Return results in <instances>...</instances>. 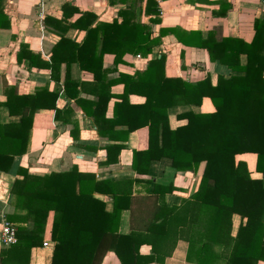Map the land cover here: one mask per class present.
<instances>
[{
  "label": "trees",
  "instance_id": "trees-1",
  "mask_svg": "<svg viewBox=\"0 0 264 264\" xmlns=\"http://www.w3.org/2000/svg\"><path fill=\"white\" fill-rule=\"evenodd\" d=\"M3 0H0V5ZM62 6L61 9H63ZM143 13L149 24H158L156 4L145 0ZM63 14V11H62ZM118 23H95L93 15L80 13L67 27L84 31L80 45L63 37L51 49L50 63L43 64L56 81L58 67L76 64L78 70L92 74L95 102L82 101L77 91L82 84L71 81L66 72L62 82L63 95L72 99L91 117L99 137L124 139L136 129L145 127L147 145L144 150L132 151L130 169L145 175L151 161L168 159L177 173H196L203 164L195 191L177 207H167L162 198L174 188L154 184L152 194L158 199L157 211L144 232L117 234L119 214L125 209L131 186L139 180L95 182L90 174L71 168L67 172L44 176L28 175L18 169L9 190L10 205L23 214H10L6 220L16 230V243L0 250V264H26L29 250L40 246L43 230L51 213L48 236L53 243L50 264H100L104 255L113 253L119 264H163L172 252L177 231L188 225L190 201L196 204L195 215L188 226L184 262L187 264H264V40L262 22H254L252 39L245 43L235 38L215 41L210 33L200 39L198 32L177 33L173 28H160L152 37L149 24L134 22L132 7L117 12ZM58 25L61 22L55 21ZM67 27H62L65 30ZM172 35L185 46L202 49L210 62L226 67L233 75L217 76L210 85L206 75L190 83L180 78L164 76V58L149 60L142 72L132 76L119 74L104 80L101 60L106 54L117 64L125 54L146 57L160 38ZM97 49V52L95 53ZM245 56L239 65L238 57ZM35 64L38 57L28 53ZM121 84L118 96L104 94L105 88ZM37 89L31 96H15L6 92L4 106L8 113H19L15 125L0 126V171L8 170L12 157L24 153L22 138L30 128L36 109L53 110L54 120L71 114L69 109L57 110L55 95ZM129 95L143 98L140 105L127 103ZM45 97V102L36 103ZM109 98L117 100L112 106L111 119L103 114ZM208 99L210 113L185 111L175 116L183 124L170 129L167 111L173 107L196 106ZM14 108H19L14 111ZM20 110V111H19ZM68 120H66L67 122ZM107 125H123L122 137L105 132ZM122 147L115 144L105 150V164ZM244 156L238 159L237 156ZM253 162L251 166L250 162ZM249 164V165H248ZM253 174H256L257 177ZM146 182V181H145ZM109 195L112 209L104 211L102 201L93 194ZM240 218L235 234L231 235V218ZM29 224V228L22 225ZM27 232L20 235L19 232ZM149 247L140 254L141 246Z\"/></svg>",
  "mask_w": 264,
  "mask_h": 264
},
{
  "label": "crops",
  "instance_id": "crops-1",
  "mask_svg": "<svg viewBox=\"0 0 264 264\" xmlns=\"http://www.w3.org/2000/svg\"><path fill=\"white\" fill-rule=\"evenodd\" d=\"M156 4L158 24H149L143 13L145 0H3L0 5V126L15 125L19 122V113H8L4 106L6 92L9 89L15 96H31L35 90L43 89L45 94L55 95L54 106L57 110L69 109L68 118L54 120L53 110L36 109L32 115L30 128L22 138L21 149L24 153L12 157L7 172L0 171V220L10 214H23L10 205L9 190L18 169H23L28 175L44 176L49 173L67 172L76 168L77 172L90 174L95 182L109 180L119 182L123 180H139L131 186V194L125 209L119 214L117 234L128 235L131 232L142 233L151 222L157 211L158 199L152 194L154 184L174 188L170 194H165L162 202L167 207H177L182 200H186L195 191L203 164H199L195 174L190 172L177 173L171 168L168 159L151 161L145 175H136L130 169L132 151H141L147 145V130L145 127L136 129L126 135L124 139L99 137L91 117H87L82 109L72 99L63 95L62 82L66 72L71 81L84 84L82 91H77V97L82 101L95 102L96 96L92 89V74L78 70L76 64L60 63L58 78L55 81L50 76V70L43 64L50 63L51 49L60 37L80 45L84 31L67 27L72 24L80 13L93 15L91 25L95 23H110L120 19L117 12L132 7L133 21L149 24L152 37L157 35L160 28H173L177 33L198 32L200 39L208 33L215 41L224 38H235L248 43L254 34V22H262V38L264 40V0H152ZM63 7V9H61ZM63 11V14H62ZM55 21L61 22L60 25ZM67 27L62 30V27ZM97 52V49L95 53ZM28 53L38 57L35 64L27 59ZM164 58V76L180 78L193 83L202 80L206 75L210 85H214L217 76L227 78L233 75L226 67L217 62H210L204 50L185 47L179 44L172 35L160 38L157 46L151 49L146 57L125 54L117 64L113 63V56L106 54L101 60V70L105 72L104 80H113L119 74L132 76L142 72L149 60ZM239 65L245 64V56L238 57ZM122 92V85L115 84L105 88L104 94L118 96ZM45 97L36 103L45 102ZM117 102L109 98L104 114V120H110L112 106ZM143 98L129 95L127 103L140 105ZM19 108H14L16 111ZM212 106L208 99H202L196 106H179L168 109V126L173 129L184 121H178L175 116L185 111L193 113H210ZM20 111V110H19ZM66 120H68L66 122ZM105 132L114 137H122L125 126L107 125ZM0 135L5 131L0 128ZM6 136V135H5ZM115 144L122 149L109 159L111 164H105L106 148ZM244 156H237L243 159ZM4 167V162H0ZM256 174H253V176ZM146 181V182H145ZM102 201L104 211L109 213L112 201L109 195L93 194ZM188 211V225L179 228L176 242L169 257L163 264H187L184 262L188 226L195 215L196 204L190 201ZM51 213H48L43 230L42 241H49L50 247H32L29 250L26 264H50L53 243L48 236ZM190 222V223H189ZM241 222L233 215L231 218V235L233 236ZM28 229L29 224L22 225ZM26 235L27 232H19ZM3 247L0 244V250ZM149 247L139 248L140 254H148ZM100 264H119L113 253L104 255ZM217 264H222L221 262Z\"/></svg>",
  "mask_w": 264,
  "mask_h": 264
},
{
  "label": "built area",
  "instance_id": "built-area-1",
  "mask_svg": "<svg viewBox=\"0 0 264 264\" xmlns=\"http://www.w3.org/2000/svg\"><path fill=\"white\" fill-rule=\"evenodd\" d=\"M16 243V230L14 226L5 218L0 220V244L2 247H9ZM41 246L47 248L51 246L49 241H42Z\"/></svg>",
  "mask_w": 264,
  "mask_h": 264
},
{
  "label": "rangeland",
  "instance_id": "rangeland-1",
  "mask_svg": "<svg viewBox=\"0 0 264 264\" xmlns=\"http://www.w3.org/2000/svg\"><path fill=\"white\" fill-rule=\"evenodd\" d=\"M250 163H251V166H253V162L251 161ZM248 165H249V164H248Z\"/></svg>",
  "mask_w": 264,
  "mask_h": 264
}]
</instances>
